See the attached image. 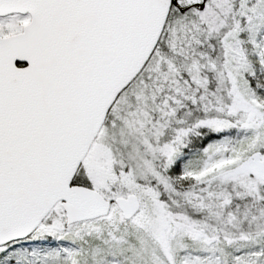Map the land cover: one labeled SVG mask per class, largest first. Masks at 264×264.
I'll use <instances>...</instances> for the list:
<instances>
[{
    "label": "snow or ice",
    "instance_id": "6c2138e0",
    "mask_svg": "<svg viewBox=\"0 0 264 264\" xmlns=\"http://www.w3.org/2000/svg\"><path fill=\"white\" fill-rule=\"evenodd\" d=\"M0 264H264V0H0Z\"/></svg>",
    "mask_w": 264,
    "mask_h": 264
}]
</instances>
